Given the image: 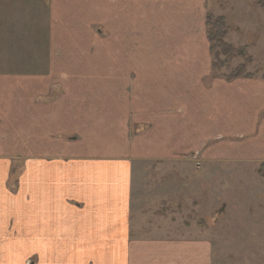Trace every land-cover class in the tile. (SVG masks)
I'll use <instances>...</instances> for the list:
<instances>
[{"label": "crops", "instance_id": "crops-1", "mask_svg": "<svg viewBox=\"0 0 264 264\" xmlns=\"http://www.w3.org/2000/svg\"><path fill=\"white\" fill-rule=\"evenodd\" d=\"M208 15L206 0L0 6V264H213L207 239L146 225L169 210L135 180L142 162L264 164V76L214 75Z\"/></svg>", "mask_w": 264, "mask_h": 264}, {"label": "rangeland", "instance_id": "rangeland-1", "mask_svg": "<svg viewBox=\"0 0 264 264\" xmlns=\"http://www.w3.org/2000/svg\"><path fill=\"white\" fill-rule=\"evenodd\" d=\"M41 2L48 0H0V6ZM206 2L209 14L225 18L227 45L245 49L229 52L213 43L214 62H224L214 75L231 79L241 66L243 77L264 76V0ZM192 159H178L162 166H155L158 162H142L135 173L137 184L140 177V186L136 184L139 195L147 205L151 203V208H157V202L162 200L169 210L160 217L153 214L146 225H157L153 231L159 228L164 238L207 239L213 245V264H264L262 166L257 165L254 170L245 163L207 165L200 158ZM197 164H201L200 168ZM26 264H33V260L28 259Z\"/></svg>", "mask_w": 264, "mask_h": 264}, {"label": "trees", "instance_id": "trees-1", "mask_svg": "<svg viewBox=\"0 0 264 264\" xmlns=\"http://www.w3.org/2000/svg\"><path fill=\"white\" fill-rule=\"evenodd\" d=\"M206 26H207V34H208V39L210 41L211 44V51L212 54L214 55V50L215 47L217 46V48L220 47H225L227 48V51L229 52H241V51H245V49H235L230 45H227V43L224 41V38L227 34L226 32V28H225V18L224 17H214L213 15L209 14L207 16V22H206ZM213 43L216 44L213 45ZM215 57L218 59L219 54L218 52L215 54ZM224 65V62L219 60V61H215L213 62V69L214 70H218L220 69L222 66ZM243 68L240 66L238 68V71L232 75L230 78H240L243 77ZM251 75H246L245 77H250ZM262 169L260 170V173L263 175L264 174V164L261 165Z\"/></svg>", "mask_w": 264, "mask_h": 264}]
</instances>
